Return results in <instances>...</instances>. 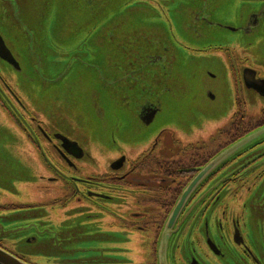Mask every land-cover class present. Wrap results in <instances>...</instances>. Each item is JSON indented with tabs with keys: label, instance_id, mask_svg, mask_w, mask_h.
Here are the masks:
<instances>
[{
	"label": "flooded vegetation",
	"instance_id": "af4514ba",
	"mask_svg": "<svg viewBox=\"0 0 264 264\" xmlns=\"http://www.w3.org/2000/svg\"><path fill=\"white\" fill-rule=\"evenodd\" d=\"M224 7L231 21L239 22L236 26L216 21ZM175 11L168 6L166 26L151 29L147 51L133 29V42L121 45L114 58L109 52L102 54L112 70L105 79L112 155L105 154L109 150L105 142L89 137V146L107 156L102 168L82 144L86 128L70 129L71 135L80 137L78 142L58 130H45L35 112L25 111L5 76L21 72L22 67L3 39L18 67L0 55V108L22 129L31 164L22 166L19 176L24 178L19 183L27 197L18 196L16 189L17 196L0 205V214H9L13 220L6 225L0 222V250L23 264H38L20 250L47 246L63 254L62 245L97 239L105 244V251L125 259L129 256L126 245L136 241L149 253L148 261L139 264H264V209L247 205L256 187L264 184V136L246 144L202 177L184 200L181 197L221 150L264 128V0L203 1L187 12L189 24L186 14L179 12L184 19L178 31L170 20ZM160 15L165 18L164 12ZM105 26L106 22L99 31L79 34L75 46L57 47V52L70 62L90 65L74 55L96 33L102 31L100 36L105 37ZM218 28L223 35L226 31L230 37L238 35L236 40L220 42ZM74 36H68L70 43ZM68 41L56 40L59 46ZM181 67L191 77L192 67L197 70L210 100L209 86L217 76L225 70L231 76L234 110L219 137L211 133L204 141L189 131L184 137L177 123L166 124L152 136L144 133L161 113L163 78ZM245 74L253 78L246 80ZM92 107L104 117L97 100ZM218 138L220 143L214 147ZM7 178V173L0 172L1 185ZM18 220L28 222L35 232L26 234L22 229L15 235L7 226Z\"/></svg>",
	"mask_w": 264,
	"mask_h": 264
},
{
	"label": "rangeland",
	"instance_id": "374dc122",
	"mask_svg": "<svg viewBox=\"0 0 264 264\" xmlns=\"http://www.w3.org/2000/svg\"><path fill=\"white\" fill-rule=\"evenodd\" d=\"M22 1L23 5L17 7L14 0H6L9 7L4 8L3 1L0 0V35L12 47L22 67L19 73L13 75L7 73L6 79L9 85L15 86L25 111L35 112L45 123H43L45 130H58L79 142L80 137L71 135L70 129L74 127L76 130L79 126L86 128L88 134L81 136L82 144L85 143L84 147L97 161L98 167L102 168L107 156L100 154L96 147L89 146V137L105 142L107 146L103 144L104 147L109 148L105 154L112 155L107 114L110 104L106 93L109 85L105 81L111 75V65L107 66L102 61V54L107 50L96 47L95 38L88 41L82 52L76 51L74 55L81 62L89 61L90 65H79L78 62L74 60L70 62L68 58L64 59L59 55L57 47L62 49L73 47L75 38L79 34L82 36L80 32L70 39L71 43L68 41L72 30L68 29L65 18L75 16L79 24L86 22L90 26L85 32L94 29L99 31L102 28L101 23L108 21L110 25L121 27L124 31L128 28L129 31L138 30L145 46L150 41L149 33L154 26L156 28L166 26L168 6L176 10L175 17L171 14L170 20L178 31L179 24L184 19L179 12L186 14L185 20L189 24L190 16L187 12L192 7L202 5L203 1L210 3L213 0H93L90 6L86 5V0H51V3L42 7L32 0ZM163 12L165 18L160 15ZM222 12L218 14L217 22L226 21L233 26L239 23L237 20L231 21L225 7ZM110 25L106 24L107 27ZM137 26L141 27L134 28ZM219 30L218 28L216 34L220 42L234 41L238 36L230 37L231 34L227 31L223 35ZM75 33L78 32L72 35ZM56 40L69 43L59 46ZM86 51L89 52L88 57ZM191 70L194 75L192 77L188 76L189 71L182 67L179 71L174 69L170 76L165 75L163 79L166 82L160 89L161 113L154 121V125L147 128L144 133L152 136L166 124L177 123L180 128L179 133L184 137L188 131L193 132V135L198 133V138L204 141L211 133L214 138L219 137L221 130L226 127L225 119L234 110L232 88L229 86L231 76L226 70L225 73L223 71L217 76L214 85L209 86L213 95V99L210 100L204 94L207 87L204 86V81L198 78L196 69L192 67ZM94 94L95 98H93ZM95 100L98 101L104 117L97 115L95 108L92 107ZM18 110L22 111L20 108ZM64 113L67 115L65 116ZM76 117L78 120L74 119ZM252 118L254 117L251 116L250 119ZM102 125H105V128H100ZM263 136L264 131L254 136L249 145L259 141ZM219 139L221 138L215 139L214 147L220 143ZM24 142L22 129L13 123L3 108H0V172L7 173L8 176L7 183L3 182L6 186L0 184L2 186L0 205L10 203V200L17 196L13 192L16 189L19 190L18 196L27 197L26 189H23L19 183L24 179L19 177L23 170L22 166L26 163L31 164L26 156L28 146ZM34 164L37 165L36 160ZM256 188L254 197L247 200V205L252 209H264V184ZM11 217L9 214H0L1 224L12 223ZM27 225L28 222L18 220L16 224L8 225L7 228H13L14 231L11 232H17L15 235L22 229L25 230L23 233L33 234L35 231ZM33 225L39 226L36 223ZM15 239L14 237L11 240ZM84 242L73 246L62 245L63 254L58 253V250L48 249L47 246H40L41 250H20V252L25 258L38 264H125L126 260H129L128 264H139V262H147L149 258L146 246L143 247L136 241H130L126 245L129 256L125 259L120 255L114 257V254L105 251V244L102 241L96 239L92 242ZM112 259L117 261L111 262Z\"/></svg>",
	"mask_w": 264,
	"mask_h": 264
},
{
	"label": "water",
	"instance_id": "95a60500",
	"mask_svg": "<svg viewBox=\"0 0 264 264\" xmlns=\"http://www.w3.org/2000/svg\"><path fill=\"white\" fill-rule=\"evenodd\" d=\"M3 1V7L7 8L9 7V4L6 3V0H2ZM16 3V6L19 7L21 6V4L23 5V1L22 0H14ZM34 1V3H36L37 5L39 4L40 7L47 5L48 3H51V0H32ZM93 0H86L85 3L86 5L90 6L92 4ZM10 11V9H9ZM6 12V11H5ZM87 18H89L90 16H86ZM66 25L68 27V29H71L72 31L70 32L69 36L72 35L74 32H78L75 33L74 35H78L80 32H85V29L88 28L90 25H87V23H80L77 21L78 19L74 16V18L71 17H66ZM112 21V20H111ZM78 23V24H77ZM106 24H109L106 22ZM93 26V25H92ZM141 26H137L134 28H139ZM105 28L108 29V33L107 35H105V37L100 36V34H103L104 32L100 31L98 33H96V36L94 37L96 39V43H94V45L96 47H98L100 50L102 49H106L107 52L110 53V55L113 57V55H117L118 51L122 48L121 45L129 43V42H133V29H131L130 31L125 29L126 31H123L121 27L115 26V25H110L109 27L105 26ZM104 28V29H105ZM82 30V31H80ZM137 32L138 36L140 37V32H138V30H134ZM111 32V33H109ZM151 33V30H150ZM149 33V37L150 40L152 39V37L150 36ZM106 34V33H105ZM73 35V36H74ZM141 38V37H140ZM144 40L140 39V45L142 46V48H144L146 51L149 49V43L145 46H143L144 44ZM0 55L1 57L6 60L9 64H14L18 67V65L16 64L12 54H10V52L8 51L6 45L4 44L3 38L2 36H0ZM245 79H251L253 78V74H250L249 76H247L246 74L244 75ZM264 131V128H262V130L260 131H256L253 132L250 135H247L243 138H241V140L237 141L236 143L231 144L229 147L223 149L220 151L219 154H217L213 159L210 160V162L208 163V165L206 167H204L198 174V176L189 184V187L187 188V190L182 194V200H184L187 196V194L189 193V191L191 189H193L194 185L200 181V179L206 175H208V173L212 170V169H216L218 168L223 162L227 161L229 158H231V156L235 153H238L241 151V149H243V147L250 143L252 141V138L258 134H261ZM0 264H23L19 261H17L16 259L13 258V256H11L10 254H7L5 252H3L2 250H0Z\"/></svg>",
	"mask_w": 264,
	"mask_h": 264
}]
</instances>
